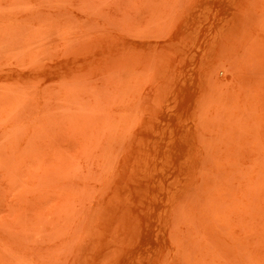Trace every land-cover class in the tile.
Wrapping results in <instances>:
<instances>
[{"label": "rangeland", "instance_id": "rangeland-1", "mask_svg": "<svg viewBox=\"0 0 264 264\" xmlns=\"http://www.w3.org/2000/svg\"><path fill=\"white\" fill-rule=\"evenodd\" d=\"M150 263L264 264V0H0V264Z\"/></svg>", "mask_w": 264, "mask_h": 264}, {"label": "bare ground", "instance_id": "bare-ground-1", "mask_svg": "<svg viewBox=\"0 0 264 264\" xmlns=\"http://www.w3.org/2000/svg\"><path fill=\"white\" fill-rule=\"evenodd\" d=\"M214 1V0H213ZM208 17V16H207ZM208 20H209V18H208ZM211 20V19H210ZM209 20V21H210ZM210 29V28H209ZM212 39V38H211ZM205 49V48H204ZM199 51V50H198ZM199 58H200V56H199ZM196 64H197V60H196ZM195 64V65H196ZM197 70V69H196ZM173 71V70H172ZM193 72V71H192ZM193 74V73H192ZM169 77H170V75H169ZM197 77V76H196ZM181 78V77H180ZM188 78V77H187ZM196 87H197V85H196ZM204 88V87H203ZM201 96V95H200ZM197 103H198V100H197ZM197 103L195 104V105H197ZM166 106L167 107H169V109H171V110H173L174 108H175V106H174V104H173V101L171 100L169 103H167L166 104ZM166 109V108H165ZM193 111H194V109H192ZM168 111H170V110H168ZM192 113H194V112H192ZM192 113H191V115H192ZM178 114V113H177ZM195 114V113H194ZM176 115L174 114V117H175ZM193 116V115H192ZM194 117V116H193ZM192 117V118H193ZM191 118V119H192ZM195 119V118H194ZM192 121V120H191ZM192 123V122H191ZM188 125V124H187ZM197 125V124H196ZM179 126V125H178ZM186 127V126H185ZM190 128L191 129H193V126H192V124L190 125ZM196 128V127H195ZM193 131H195L196 132V130H193ZM175 136V135H174ZM166 140V139H165ZM167 140H169V139H167ZM160 143V142H159ZM178 142H176V144H177ZM162 144V143H161ZM178 145V144H177ZM147 156V158H148V152H147V154H146ZM173 155H176V153L175 152H173ZM147 158H146V160H147ZM153 163H154V161H153ZM147 164V163H146ZM148 165V164H147ZM171 168V167H170ZM146 169H147V167H146ZM149 169V168H148ZM146 171V170H145ZM149 172V171H148ZM160 173V172H159ZM177 173V172H176ZM166 178V177H165ZM165 181V180H164ZM166 182V181H165ZM165 185V184H164ZM163 185V183L161 182V181H159V183H158V188H159V190L160 191H164L166 188H165V186ZM167 193V192H166ZM169 196V195H168ZM150 203V202H149ZM157 204V203H156ZM160 205V204H159ZM153 206V205H152ZM153 208V207H152ZM155 209V208H154ZM163 209V208H162ZM151 211V210H150ZM154 211V210H153ZM156 215V214H155ZM163 233H164V231H163ZM150 234V233H149ZM157 234L155 233V231L153 232V234H152V239L151 240H156V236ZM114 247V246H113ZM114 249V248H113ZM111 250V249H110ZM114 251V250H113ZM107 254V253H106ZM106 256H108V258H109V256L110 255H106ZM105 258H107V257H105ZM104 258V259H105ZM142 261V260H141ZM137 262V261H136ZM151 264V263H150Z\"/></svg>", "mask_w": 264, "mask_h": 264}]
</instances>
